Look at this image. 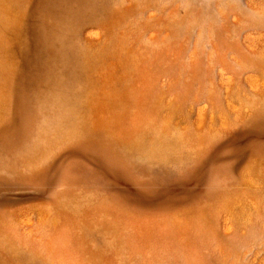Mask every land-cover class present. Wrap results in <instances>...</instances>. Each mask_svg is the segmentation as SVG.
Masks as SVG:
<instances>
[{"label":"rangeland","instance_id":"rangeland-1","mask_svg":"<svg viewBox=\"0 0 264 264\" xmlns=\"http://www.w3.org/2000/svg\"><path fill=\"white\" fill-rule=\"evenodd\" d=\"M0 264H264V0H0Z\"/></svg>","mask_w":264,"mask_h":264}]
</instances>
